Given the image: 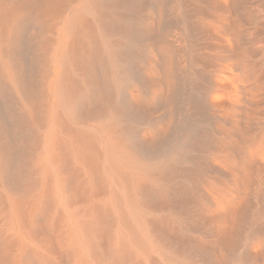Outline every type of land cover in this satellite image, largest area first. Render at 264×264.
Returning <instances> with one entry per match:
<instances>
[{"label":"bare ground","instance_id":"1","mask_svg":"<svg viewBox=\"0 0 264 264\" xmlns=\"http://www.w3.org/2000/svg\"><path fill=\"white\" fill-rule=\"evenodd\" d=\"M0 264H264V0H0Z\"/></svg>","mask_w":264,"mask_h":264}]
</instances>
